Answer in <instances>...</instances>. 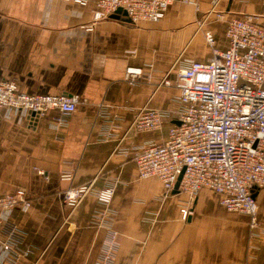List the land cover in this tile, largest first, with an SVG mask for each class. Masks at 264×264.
<instances>
[{
  "label": "crops",
  "instance_id": "1",
  "mask_svg": "<svg viewBox=\"0 0 264 264\" xmlns=\"http://www.w3.org/2000/svg\"><path fill=\"white\" fill-rule=\"evenodd\" d=\"M197 2L173 0L157 22L132 23L117 11L88 29L94 0L84 6L0 0V80H15L25 93L79 96L67 114L50 109L36 118L0 107V196L21 187L31 199L27 210L16 206L4 215L0 264H93L104 236L97 214L105 206L91 193L67 217L59 196L69 185L59 179L62 170L74 171L71 185H114L106 207L120 239L114 264H264V187L255 193L256 228L250 229L249 216L227 211L220 196L205 188L183 220L187 196L178 189L166 192L157 178L140 179L133 159V146L165 140L175 120L177 88H155V82L172 66L210 57L205 29L213 32L216 47L226 46L223 21L213 12L203 21L206 13L212 7L228 16L253 13L264 24V0ZM127 65L141 66L150 80L128 82ZM142 106L167 114L160 127L128 129ZM103 108L122 115L114 120L119 130L108 138L100 136L108 122ZM10 226L21 232L15 249L32 251L15 258L3 249Z\"/></svg>",
  "mask_w": 264,
  "mask_h": 264
},
{
  "label": "built area",
  "instance_id": "2",
  "mask_svg": "<svg viewBox=\"0 0 264 264\" xmlns=\"http://www.w3.org/2000/svg\"><path fill=\"white\" fill-rule=\"evenodd\" d=\"M87 5L90 0H68ZM197 7V0H183ZM173 0H94L92 20L86 28L103 18L121 12L132 23L159 21ZM213 12L215 19L223 21L226 46L214 45L215 37L210 29L204 30L205 40L212 46L206 60H191L179 67H170L156 82L155 88L173 84L177 94L175 120L168 128L163 141L147 140L135 145L133 159L140 179L157 178L166 192L177 189L187 196L180 208L185 220L198 192L205 188L220 196L221 205L230 212L249 216L250 229L258 225V204L255 193L264 187V24L258 15L245 13L228 16L213 7L203 21ZM129 52H134L133 50ZM174 75V78H172ZM124 78L132 83L150 80V73L141 66L127 65ZM79 102L77 94H42L22 92L13 79L0 80V107L10 106L35 112L42 116L50 109L62 114L75 111ZM101 114L108 122L100 132L102 138L110 137L119 126L114 120L122 118L120 113L103 108ZM167 114L157 108L142 106L137 109L128 127L136 131L161 126ZM61 121L60 117H56ZM178 121L175 122V121ZM126 153V149L123 150ZM39 175L45 172L37 169ZM73 170H62L59 179L69 183L59 196L70 215L72 210L88 194L93 193L105 206L98 212V224L104 236L93 264H114L120 249L118 232L113 227V215L106 208L111 202L113 184L95 189L92 182L71 185ZM19 206L27 210L31 199L24 188H16L0 196V229L4 215ZM16 226H10L3 249L15 258L22 252L15 249ZM257 234L251 232L252 238Z\"/></svg>",
  "mask_w": 264,
  "mask_h": 264
},
{
  "label": "water",
  "instance_id": "3",
  "mask_svg": "<svg viewBox=\"0 0 264 264\" xmlns=\"http://www.w3.org/2000/svg\"><path fill=\"white\" fill-rule=\"evenodd\" d=\"M117 11H121V9L119 8ZM31 115L32 116H35L36 118H37V114L35 113V112H31ZM175 122H177L178 123V121L176 120ZM179 180H180V177H179V179H178V182L175 184V187H174V189H177V187H178V183H179Z\"/></svg>",
  "mask_w": 264,
  "mask_h": 264
}]
</instances>
